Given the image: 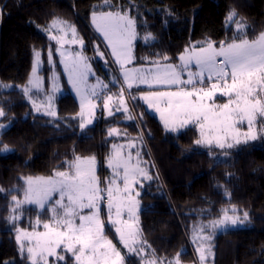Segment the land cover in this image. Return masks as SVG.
Returning <instances> with one entry per match:
<instances>
[{
  "label": "trees",
  "instance_id": "obj_1",
  "mask_svg": "<svg viewBox=\"0 0 264 264\" xmlns=\"http://www.w3.org/2000/svg\"><path fill=\"white\" fill-rule=\"evenodd\" d=\"M97 10L127 12L135 20L137 63L164 61L165 55L169 57L165 62H176L185 48L196 42L220 44L239 36L252 39L264 30V0H0V84L13 86L0 88V109L5 112L0 120L9 124L0 133V188L6 190L0 192V264H28L27 254H21L8 223L12 196H23L22 178L64 171L65 162L76 155L95 156L103 185L109 176L105 161L110 145L121 141L108 137L109 128L114 127L136 137L140 128L151 155L148 173L153 179L137 189L141 237L152 258L171 260L183 252L181 263L199 264L191 233L219 218L222 209L235 205V215L243 219L247 212L249 218L241 227L210 230L212 252L206 264H264V140L232 149L212 148L214 155H209V149L194 145L198 138L194 127L166 133L138 98L129 99L136 120L123 122L121 115L115 114L111 121L99 118L84 131L77 125L79 106L71 94L57 98L55 117L32 111L21 87L30 74L33 50H40L45 59L53 43L42 27L54 18L69 22L90 55L93 35L87 20ZM230 10H235L236 20L247 25L241 35L235 31V22L226 23ZM148 33L154 39L144 42L142 37ZM5 145L12 151L2 153ZM21 213L16 223L21 229H33L36 219H49L47 207L23 206ZM105 234L125 256V264H141L126 252L106 222ZM58 264L75 261L67 256Z\"/></svg>",
  "mask_w": 264,
  "mask_h": 264
},
{
  "label": "snow or ice",
  "instance_id": "obj_2",
  "mask_svg": "<svg viewBox=\"0 0 264 264\" xmlns=\"http://www.w3.org/2000/svg\"><path fill=\"white\" fill-rule=\"evenodd\" d=\"M109 0H105L108 3ZM235 10H230L226 23L235 22L237 33H244L247 25L236 20ZM92 23L100 32L108 47L112 50L115 63L119 65L123 83L118 94L110 92L109 85L97 79L96 85L86 86L91 66L88 58L78 52L75 55L61 51L62 62L68 72L69 82L80 97V129L84 131L92 125L95 112L98 108L97 100L102 98L103 111L107 116L115 112H123L129 120L135 119L129 107L127 96L135 101L137 97L130 91L134 85L145 84L152 89L153 86H167L169 90H150L141 93L139 100L144 101L150 109H155L166 131L177 132L181 128L194 125L199 131V138L194 145L209 148V155L213 147L221 150L232 149L240 144L258 139L264 133V32L254 39L235 37L232 42L221 41L219 46L211 40L204 43L186 47L178 59L180 64L161 63L153 61L151 68H127L132 63V41L136 38L135 20L127 13L93 12ZM55 29L57 34H52ZM71 32L72 43L79 42L83 47V40L77 41L76 29L67 21L54 18L49 27V38L56 40L63 47L68 41L65 39ZM63 33V35H59ZM145 41L153 40L151 33L146 34ZM60 51V49H57ZM97 55L103 58L104 54L97 49ZM40 53L35 52L32 74L28 85L23 87L25 95L29 94L30 87L37 90L41 87V80L36 77L39 67ZM220 58V59H218ZM51 61V52L49 53ZM164 61L169 57L165 55ZM192 65L196 71H192ZM187 72V79L183 73ZM119 77L113 76L115 85ZM199 85V87L197 86ZM55 86V85H54ZM175 86L176 90H171ZM12 85L0 84V88H9ZM58 90V86H55ZM217 94L227 97V102L216 104ZM95 98V99H94ZM51 105L52 97H48ZM118 101V103H116ZM36 111L40 108L33 102ZM45 114L55 116L54 110ZM5 112L0 109V117ZM247 122V131H241L240 125ZM260 125L257 127V125ZM6 127L0 124V128ZM121 135L117 128H109L108 136ZM142 139V137H141ZM135 142H129L128 147L134 148ZM4 152L12 151L7 145ZM227 156L226 151L223 152ZM107 159V165L113 170L112 178L106 181L107 187H101L97 176V161L95 156H79L66 161L64 171H54L51 176L23 177V199L12 196L10 205L13 215L9 222L19 219L15 215L17 209L24 204L36 205L45 209L58 194L59 199L48 210L52 213L50 222H45L44 232L17 229L16 240L20 245V252H26L30 264H49V258L56 261H65L66 255H61L58 249L71 253L75 264H125V256L105 234V222L102 219V201L106 199L108 209V223L115 226L120 242L129 253L140 255L143 261L146 241L141 240L139 217L137 210L139 201L132 195L134 185L141 183L139 178L151 180L153 177L141 166L143 162L140 153L133 157L131 152L124 153L123 145H112V151ZM122 180L123 188L118 184ZM6 191L0 188V192ZM225 194L230 195L225 189ZM140 193L136 192V196ZM88 209V214H83ZM237 209H222L218 219L210 221L209 225H200L194 229V241H199L196 252L199 254L201 264H204L206 254H211L210 241L212 235L205 234L206 228L212 230H226L229 226H237L248 220L247 212L243 219L235 215ZM125 212L127 219L124 218ZM230 212L232 214H230ZM37 224L40 220L37 219ZM183 252L167 264H181L180 257ZM147 264H164L163 259H151Z\"/></svg>",
  "mask_w": 264,
  "mask_h": 264
},
{
  "label": "rangeland",
  "instance_id": "obj_3",
  "mask_svg": "<svg viewBox=\"0 0 264 264\" xmlns=\"http://www.w3.org/2000/svg\"><path fill=\"white\" fill-rule=\"evenodd\" d=\"M93 12H96V13H99V12H108V10H97V11H93ZM93 12L90 14V16H89V18L87 20V25H88V27H89V29L91 31V34L93 35V39L91 41V46H90V48H91L90 55L86 54V52L84 51L85 42L78 35L77 31H76V39H77V41H79L81 39L83 40V47L81 46V44L79 42H77V43H72L71 42L72 39H73V37H72L71 32H69L67 34V36L65 37V39L68 42L65 43L63 45V47L61 48V46L59 44H57V41L56 40H52V39L49 38V27H50V24H51V22L53 20H51L49 22V24H48L47 27H42V31L45 32V34L47 35V37L49 38V40L52 41L53 43H52V45H49L48 46L47 53L45 55V59L43 58L40 50H37V49L33 50V54H32V66H31L30 74H29V77H28V80H27L26 84L21 87V89H23L24 86H27L28 85L29 78H30V76L32 74L33 63H34V60H35V52H39L40 53V58H39L40 62H39V67H38V69L36 71V77H39L40 78V80H41V87H40L39 90H37L36 88L29 86L30 87L29 94L28 95H25L24 94L27 102L30 104L31 109H32V111L34 113L40 114V115H45V116H48V117H55L56 115L55 116H51V115H47L45 113L48 112V111L54 110L55 113L57 114L56 100H57L58 97H60L62 95H65V94H71L74 97V99L77 101L78 106H79V110H78L77 114L81 110V108H80V103H81L80 102V97L77 95L76 91L72 87V84L69 82L68 72L65 70V65L62 62L63 57L60 54L61 51H64L65 53H69L70 52L73 55H75L78 52H82V55L88 58V63L91 66V74L88 75V78H87V81H86V86H89V90H90V86L96 85L97 79H99V80L103 81L105 84H108L109 85V89H110V92L111 93H114V94H118L119 93L120 85L123 83V78L120 75V68H119V65H117L115 63V58L112 56V50H111V48L108 47L107 41H105L103 35L96 30L95 26L92 23V14H93ZM112 12H117V11H112ZM122 13H127V12H122ZM128 16H130V15L128 14ZM60 20H62V19H60ZM62 21H64V20H62ZM70 25H72V24H70ZM234 28H235V31H236V24H234ZM51 32H52V34H57V32H56L55 29H52ZM262 32H264V30ZM238 34L241 35L242 33H238ZM59 35H63V33H60ZM258 35H256V36H258ZM145 36L146 35H144L142 37V40L144 42H146L145 39H144ZM239 38L240 39H243V38H248V37H246V36H239ZM254 38H252V39H254ZM137 39H138V35L136 33V38L132 41V54H133V56H134V43H135V41ZM149 41H151V40H149ZM204 42L205 41L196 42L194 44H191L190 46L197 45V44H201V43H204ZM228 42L230 43V42H232V40L231 41H228ZM216 45L219 46V44H216ZM190 46H188V47H190ZM58 48L60 49V51L57 50ZM97 49H99V51L104 54L103 58H101V56L97 55ZM50 52H51V61L49 60V53ZM91 59L94 60L100 66L101 69L97 70L95 68V66L93 65ZM218 59H220V58H218ZM156 60H154V61H156ZM152 62L153 61L144 62V63H137V62H135V56H134V60L132 61V63L126 65V67L127 68H145V69H147V68H151L153 66ZM161 63H172L174 65H178V64H180V61H179V59H177L176 62H165V61H161ZM192 71H196L194 65H192ZM114 75L116 77H119V81L117 83H115V85H113V83H112V79H113V76ZM182 78L183 79H187V72L183 73ZM54 85L55 86H58V90H57V88ZM197 86L199 87V85H197ZM134 87H136L140 91H138L136 93V92H134V89L133 88L131 90H127V91H130L132 93V95H135L137 98L140 96L141 93H146V92H148L150 90H161V91H163V90H169L167 88V86H162V85L161 86H155L154 85L152 89H149V87L147 85H145V84H139V85H136ZM171 90H176V87L173 86L171 88ZM49 96L52 97L51 105H49V101H48V97ZM127 99L129 101V99H131V96H127ZM227 99H228L227 97L221 96V95L217 94V97L215 98V103L216 104H223V103H226L227 102ZM140 101L144 104V106L146 107L147 111L150 114H152L158 120V122L161 124V126L163 127V129H164V131L166 133H169V134H177V133L181 132L182 130H184L185 128L194 127L196 129V131H197L198 138H199V131H198V129L194 125H189V126H187L185 128H181L177 132L166 131L165 128H164L163 123L160 120L159 113L156 112L155 109H150L148 107V105L146 103H144V101H142V100H140ZM33 102H35V104L37 106H39V108H40L39 111H36V109L33 106ZM96 102L98 104V108L96 109V112H95V118H94L93 124L96 123V121L99 118H102L106 122L111 121L112 117L115 114H120L121 117H120L119 120H121L123 122H130L131 120H136V118L135 119H131V120L127 119L125 117V115H124L123 112H115L113 116H107V113L103 111V101H102V98L99 99V100H97ZM116 103H118V101ZM129 107H130V104H129ZM132 115L134 116L133 110H132ZM0 119H1V117H0ZM76 119H77V125L79 126L80 125V122H81L80 117L78 115H76ZM260 119H264V118H260ZM0 124L6 126V127L0 128V133L3 130H6L9 127V124L2 123L1 120H0ZM92 125H90V126H92ZM90 126H88V127H90ZM259 126L260 125L258 124L257 127H259ZM114 128H117L119 130V132L121 133V135H118V136H108V137H110V138H119V139L121 138V141H118L117 143H112L110 145V153L112 151V145L113 144L123 145L124 146V153H125V155H127L128 152H131L132 155H133V157H135V154L137 152H139L140 153L141 160L143 162H146V163H142L141 166L144 167L148 171V169L150 167L151 155L149 154V151H148V149L146 148V146L144 144V137H143L144 135L142 134L140 128H138L139 132H138V136L137 137L136 136H133V135H127V133L125 132L124 129H121V128H118V127H114ZM240 128H241V131H247V128H248L247 122H244L243 124H241L240 125ZM141 137H142V139H141ZM257 140H264V133H260L258 135V139ZM129 142H135V145L136 146L134 148H129L128 147ZM250 142H254V141H249L248 143H250ZM196 147L206 148V147H200V146H196ZM213 148H215V147H213ZM9 149H11V148H9ZM206 149H209V148H206ZM2 153H7V152L2 151ZM105 166L109 170V176L106 177V178H104V183H103V185L101 184V187L102 188H106L107 187L106 181L108 179H111L112 178V174H113V170L111 168H109L108 165H107V159L105 161ZM51 175H48V176H51ZM38 176H43V175H38ZM97 176L99 178L98 172H97ZM33 177H37V176H33ZM44 177H47V176H44ZM139 179L141 180V183H137V184L134 185L135 191H133V193H132V195L135 196L138 201H139V196H136V192H139V191H138L137 187L138 186H141L144 182L147 181V180H144L143 178H139ZM118 184H119V186L121 188H123L122 180H118ZM21 199H23V196H22ZM57 199H59V195L58 194H53V199H52L51 203L49 205H47L46 207L48 209L50 207H52L55 204V200H57ZM139 204H140V201H139ZM23 206H33L34 208H36L38 210H42V209H39L36 205H33V204H24V205L21 206V208L17 209V211L15 213V215L19 216V219L22 217L21 209H22ZM101 208H102V219H103V217H105L104 218L105 219V222L108 225H111V224L108 223V209H107V201H106V199L104 201H102ZM139 209H140V207H139ZM139 209L137 210V215H138ZM88 213H89V210L88 209H85L84 212H83V214H88ZM11 215H13L12 210H11L9 216H8V223H9V226L11 227V229L14 232L15 241H16L19 249H20V245L18 244V242L16 240V236L18 235L17 229L18 228L21 229L20 227H18L16 225V223L18 222L19 219L16 220L14 223H10L9 222V217ZM124 218L125 219L128 218L126 212L124 214ZM51 219H52V213L49 211V219L48 220H46V221H40V223L37 224L36 223L37 219H36L33 222L34 228L33 229H30V230L29 229H26V230H28V231L35 230V231H38V232H44L46 230L43 228V224L45 222H50ZM111 226L113 227V230L116 233L115 226H113V225H111ZM241 226H244V223L243 224H238L237 226H229L227 229L235 228V227H241ZM38 227H40V229ZM206 229H208V231H205V234H208L209 235L210 230H212V229L211 228H206ZM216 230L217 231H225V230H221V229H216ZM116 235H117V237L119 239V236H118L117 233H116ZM141 240L143 241L142 237H141ZM190 243H191V245L193 246V248L195 250V253H196V261L199 264H201V261L199 259V254L196 252V248L198 246L199 241L198 240L197 241H194V232L191 233V235H190ZM26 247H27V242H25V252H24V253L27 254ZM143 248H144V256H143V261H142L140 255H135V254L129 253L128 252V249L124 247V249L126 250V252L129 255H132V256H135L136 258H138L141 264H147V261H149L151 259H154V258H152L148 254L147 247H146L145 244L143 245ZM58 252L61 255H66V257L67 256L72 257L71 253H67L66 254L63 249H58ZM121 255H122V253H121ZM208 256H210V254H206V259L204 261V264H206V260H207ZM73 259H74V257H73ZM163 260H164V264H167V262L169 261L168 259H163ZM59 262H64V261H59ZM59 262L56 261V258L55 257L49 258V264H58ZM28 264H30L29 260H28ZM181 264H184V263H181Z\"/></svg>",
  "mask_w": 264,
  "mask_h": 264
},
{
  "label": "crops",
  "instance_id": "obj_4",
  "mask_svg": "<svg viewBox=\"0 0 264 264\" xmlns=\"http://www.w3.org/2000/svg\"><path fill=\"white\" fill-rule=\"evenodd\" d=\"M25 84H26V83H25ZM25 84H24V85H25ZM134 86H136V85H134ZM133 88H134V87H133Z\"/></svg>",
  "mask_w": 264,
  "mask_h": 264
}]
</instances>
